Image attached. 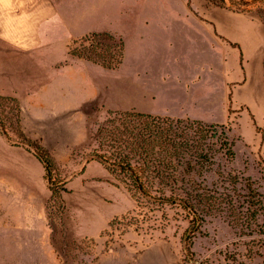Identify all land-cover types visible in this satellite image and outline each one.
<instances>
[{
    "label": "rangeland",
    "instance_id": "1",
    "mask_svg": "<svg viewBox=\"0 0 264 264\" xmlns=\"http://www.w3.org/2000/svg\"><path fill=\"white\" fill-rule=\"evenodd\" d=\"M93 4L97 11L90 17L108 23L124 43L121 66L93 72L106 82L128 76L139 60L153 69L151 77L165 82L191 77L188 64L196 42L191 19L213 25L216 44L227 52L216 62L231 73L244 68V58L224 31L230 36L238 29L253 31L264 46V0ZM80 39L69 52L89 46ZM160 60L163 68H155ZM167 96L155 109L172 107ZM237 110L223 125L161 122L181 136L179 141L202 150V157L181 160L176 182L160 183L145 174L144 197L113 164L126 153L119 143L131 142L126 134L155 120L138 118L133 110H110L101 102L35 108L0 100V264H264V133H258L260 148L254 150L251 140L240 137ZM36 155L52 163L51 182L61 190L60 201L51 199ZM91 162L111 178L84 179ZM129 164L138 170L142 161ZM188 168L193 171L186 174ZM123 197L129 208L101 220Z\"/></svg>",
    "mask_w": 264,
    "mask_h": 264
},
{
    "label": "crops",
    "instance_id": "2",
    "mask_svg": "<svg viewBox=\"0 0 264 264\" xmlns=\"http://www.w3.org/2000/svg\"><path fill=\"white\" fill-rule=\"evenodd\" d=\"M96 11L93 0H0V97L35 108L101 102L110 110L217 125L228 123L230 111L239 109L236 125L240 137L251 140L254 150L260 148L258 133H264V46L255 32L238 29L233 36L230 31L228 35L223 32L224 37H232L244 58V68L231 73L216 62L227 52L216 44L213 25L191 19L196 27L188 64L191 77L165 82L151 77L153 69L139 60L128 76L106 82L93 74L104 69L69 54L70 44L89 33L109 32L122 38L108 23L90 17ZM159 67L163 68L162 60L155 63V68ZM166 96L172 107L155 109L154 104ZM82 176L96 183L111 178L96 162L89 163ZM129 205L128 198L123 197L111 208L114 212L101 220L107 222L113 214L124 213Z\"/></svg>",
    "mask_w": 264,
    "mask_h": 264
},
{
    "label": "trees",
    "instance_id": "3",
    "mask_svg": "<svg viewBox=\"0 0 264 264\" xmlns=\"http://www.w3.org/2000/svg\"><path fill=\"white\" fill-rule=\"evenodd\" d=\"M80 41L81 43L87 42L89 46H82L79 50L75 49L69 52L70 56L84 59L92 64L100 66L104 70H115L122 64L124 43L120 36H116L109 32H93L83 36ZM0 100L15 101L3 97H0ZM132 113L138 118L155 121L147 122L140 131H132V133L126 134V138L130 139L131 142L122 141V143H119L120 146L123 144L122 149L126 153L117 155L113 167L121 172L127 173L138 193L144 197H148V192L145 190L143 180L148 179L149 176L143 178L145 174L151 175L153 179H156L160 183L163 181L176 182L175 179H177V176L180 174L177 168L179 162L185 158L195 160L201 158L202 150L198 152L196 149H193L192 145H188L187 142L179 141L181 136H178L176 131H172L169 125L161 127L162 123L170 120L169 118L136 112ZM179 121V119L176 120V122ZM191 123L196 126L201 125L198 121H191ZM226 145L227 144L224 142L221 143L222 147H226ZM226 153L230 157L233 156V152L230 149H227ZM206 155L205 153L204 157ZM37 158L44 168V179L51 191V199L60 201L61 190H56L53 186L54 184L51 182L52 163L48 159H42L39 155ZM136 159L142 161V166L138 170L135 167H131L129 164ZM192 171L193 170L190 168L185 170L186 174ZM62 191L65 190L62 189ZM194 222L196 226L199 225V221L196 220V218Z\"/></svg>",
    "mask_w": 264,
    "mask_h": 264
}]
</instances>
